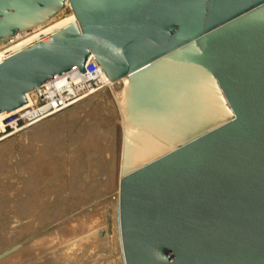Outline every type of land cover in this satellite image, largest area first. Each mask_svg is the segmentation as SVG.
<instances>
[{
	"label": "water",
	"instance_id": "1",
	"mask_svg": "<svg viewBox=\"0 0 264 264\" xmlns=\"http://www.w3.org/2000/svg\"><path fill=\"white\" fill-rule=\"evenodd\" d=\"M67 8L0 63V115L95 59L123 114L125 264H264V0H0V44Z\"/></svg>",
	"mask_w": 264,
	"mask_h": 264
},
{
	"label": "rangeland",
	"instance_id": "2",
	"mask_svg": "<svg viewBox=\"0 0 264 264\" xmlns=\"http://www.w3.org/2000/svg\"><path fill=\"white\" fill-rule=\"evenodd\" d=\"M69 14L70 13L65 12L64 15H61L59 18L65 17ZM102 91L103 90H100L98 92ZM101 97L102 94L100 95V99L104 104L105 111V119L102 121L103 123L101 124V122L96 120L98 122L97 124L95 119L98 118L96 117H91L85 122L88 124L90 121L97 126L100 124L99 131L101 132L96 130L95 133L90 135L85 129H83V122L72 123L73 125H78H75V127H77L76 129L69 123L68 127L71 125L70 129L67 128V126L62 130L58 129L49 139L36 145L35 142H32L33 144L30 141V143H27L29 139L25 140L26 138L23 137L20 139L17 136L15 138L18 139L15 141L13 139L12 141V136L10 137L11 140L9 139L8 141L7 138L9 137L5 138V136L0 135V147L6 142H10L11 144L9 143V146L12 147L10 148L8 145L6 147L3 146L6 149L0 154V235L2 234L0 236V240L3 242L0 243V253L18 245L21 246V249L6 259L12 260V256H14V259L18 258V256L20 257V260L23 259L22 261L18 259L15 261L12 260L14 262L4 259L0 262V264H3L4 261H6L4 263L7 264H16L17 262V264H24V260L27 261H25V264H30L31 261V264H33L42 260V258L48 257L49 255L59 256L60 253L61 256L64 254L74 256V253L76 252H81L84 262L83 264H105L104 260H108V264H123L119 248L120 223L118 199L123 129L122 123L120 122V110L117 108L118 106L116 105L113 97H108L106 99H102ZM25 146L27 148L24 149L23 147ZM8 147L10 149H8ZM4 148H0V150H4ZM9 150H11V152ZM15 151H17V153ZM37 176L38 178H36ZM53 185H56V187L52 188ZM76 187H79L78 192ZM73 188H75L76 192L74 190L73 193L72 191L69 192V190H72ZM47 190H49L48 193L50 194L53 192L52 195L48 194L49 198H45L42 195V193H47ZM81 190L82 192H80ZM71 193L76 196L71 195ZM37 199L40 201V204L36 201ZM36 202L38 205L34 204ZM53 207L56 208V210H53ZM17 212L20 213V217L22 219L14 216V214L17 215ZM49 214H51L50 217H48ZM88 214L90 216H87ZM92 215H96L97 219ZM78 220L82 221L81 224ZM12 221L16 223H13ZM44 222L46 223L44 224ZM74 224H77V226L73 228ZM89 226L90 228H88ZM20 227L21 230L25 227L26 231H22L21 233ZM29 228L32 230L27 231ZM64 230L67 231L64 232ZM80 230L86 231L80 232ZM9 232L11 233L7 235ZM17 232H19L17 237L13 239ZM102 232L104 233L103 236H101ZM53 233H55L54 236L56 237H53ZM86 235L87 238L89 237V240L85 237ZM91 235L93 237L95 235V237L93 238ZM90 236L92 237L91 239ZM107 236L108 238H105ZM57 237L60 240H57ZM84 237L86 238V242L88 241L90 244L85 242ZM95 238L96 240L101 239V242L104 241L100 244L105 250L101 249L102 247L99 248L101 245L98 240V242L96 241L98 246H95ZM5 239L7 240L6 242H4ZM78 239H83V241H77ZM55 240L56 242H54ZM72 241L84 242L83 244L85 248L82 246V251H85L87 255L84 254V256V252L80 250V246ZM70 243H72L74 247L70 246ZM67 245L69 246L66 247ZM55 246L58 247L59 253L57 252V247L55 248ZM61 246L64 247L62 248ZM65 248L68 251H63ZM92 248L95 250L98 249L97 251H93L94 254H96L95 257L93 256L94 254L91 253L93 250ZM99 253H102L104 257ZM34 254L36 255L33 256ZM89 254L91 256H88ZM97 254L98 256H102V260L100 257H97ZM110 256H112V258ZM101 261L103 263H101Z\"/></svg>",
	"mask_w": 264,
	"mask_h": 264
},
{
	"label": "bare ground",
	"instance_id": "3",
	"mask_svg": "<svg viewBox=\"0 0 264 264\" xmlns=\"http://www.w3.org/2000/svg\"><path fill=\"white\" fill-rule=\"evenodd\" d=\"M69 7V6H68ZM62 15H64V14H62ZM61 16V15H60ZM59 16V17H60ZM57 18V19H55L53 22H51V23H49V24H47V25H44V26H42V27H39L38 28V30H41V31H43V34L45 35V36H47V35H50V34H52L53 32H55V31H58V30H60V29H63V28H65V27H67V26H69L70 24H72L73 22H75L76 21V18H75V15L71 12L69 15H66L65 17H62V18ZM33 31V32H32ZM32 31H30V32H27V33H25V34H22V35H19V36H17V37H15V38H13V39H11V40H9L8 42H6V43H3V44H0V60H2L3 58H5V51L6 50H8V49H10L12 52H16V51H18V50H21L22 48H25V47H27V46H29V45H31L32 43H34V42H36V41H38V40H40V39H42V37H41V35H40V33H36V32H34V30H32ZM80 79H73V82H72V87L74 86V85H78V84H80L81 83V81H79ZM103 83H106L105 85H102L104 88L102 89L103 91L102 92H98V93H94V94H92L91 96H89V97H87L86 99H84V100H82L81 102H79V103H77V104H74L73 106H71V107H69L66 111H64V112H62V113H55V114H53V115H51V117L50 118H48V119H46V120H43V121H41V122H39L37 125H35L34 127H32V128H29L28 130H26V131H23L22 133H20V134H18V135H16V136H13V138H12V141H13V139H14V141L15 140H17L18 138H15V137H19L20 139L23 137V138H26L25 140H27V139H29L28 141H27V143L30 141L31 143L32 142H35V145L36 144H38V143H40V142H42V141H46L47 139H49L58 129H60V130H62L64 127H66L67 126V128H69L70 129V127H71V125H70V127H68V125H69V123L70 124H72V123H76V122H78V123H84L83 125H84V127H83V129H85L90 135H92L93 133H95V131L97 130V131H99L100 129V124H99V126H97L96 124L94 125L93 123H91L89 120V123L88 124H86L85 122L87 121V119H90L91 117L92 118H98V119H95V121L97 120L98 122H101V124L103 123L102 121L105 119V111H104V104H103V102L101 101V99H100V95L102 94V99H106V98H108V97H113V99H114V101H115V103H116V105L118 106L117 108H119V110H120V115H121V123H122V129H123V114H122V110H121V107H120V104H119V101H118V99H117V97H116V95H115V93H114V91H113V89H112V87L111 86H113V84H111L110 82H109V80L106 78V76L104 75L103 76ZM61 85V84H60ZM87 87V84H84V87L83 88H86ZM80 88H82V86H79V87H76V89H80ZM57 93H59V91H58V89L55 87V88H53L52 87V90H50V97H52L53 99H56L57 98V96H58V94ZM100 93V94H99ZM32 95H34V93H31V94H29L28 95V97L30 98ZM56 97V98H55ZM55 100H52V103L54 102ZM57 104V102H54V105H56ZM75 106V107H74ZM74 107V108H73ZM70 108H73V109H70ZM69 109H70V111H69ZM5 114V113H4ZM4 114H1L0 115V134L2 133V131H3V129H2V127H1V121H2V118L4 117ZM93 121V120H92ZM96 121V122H97ZM98 122H97V124H98ZM73 125V124H72ZM76 125V124H75ZM75 125H73L72 127H75ZM76 126H78V125H76ZM102 126V125H101ZM77 127H75V129H76ZM85 130H84V132H85ZM99 132H101V131H99ZM81 133V132H80ZM123 133V132H122ZM82 134V133H81ZM88 135V134H87ZM9 139H10V137L9 138H7V140L9 141ZM11 140V139H10ZM24 140V139H23ZM23 140H22V142H23ZM24 140V141H25ZM5 141H6V139H5ZM29 142V143H30ZM9 143L10 142H6L4 145H1V149L2 148H4L3 146H9ZM13 143V142H12ZM2 144V143H1ZM11 144V143H10ZM14 144V143H13ZM18 144V143H17ZM19 144H20V140H19ZM33 144V143H32ZM24 146V145H23ZM10 148H12L11 146H9ZM8 147V149H10ZM122 147H123V144H122ZM24 149L25 148H27L26 146L25 147H23ZM5 149L6 148H4V150H0V154H1V152H3V151H5ZM13 149H14V147H13ZM13 149H12V151H13ZM8 151V150H7ZM10 152H11V150H9ZM16 153H17V151H15ZM5 153V152H4ZM4 153H2V154H4ZM121 156H122V151H121ZM32 157V156H31ZM32 161V160H31ZM120 171H121V167H120ZM36 178H38V176L36 177ZM36 178H35V180H36ZM40 178V177H39ZM33 180V179H32ZM121 180V179H120ZM51 181V180H50ZM49 181V182H50ZM55 184V183H54ZM83 184V183H82ZM47 185V184H46ZM70 185V184H69ZM73 186V185H72ZM76 186V185H75ZM84 186V185H83ZM53 187H56V185L54 186H52V188ZM85 187V186H84ZM71 188V187H70ZM77 188V192H78V188L79 187H76ZM45 190V189H44ZM53 190V189H52ZM75 191V188H73L72 190L70 189L69 190V192H71L72 191V193ZM51 191V190H50ZM54 191V190H53ZM49 192V190H47V193L45 192V193H42V195L45 197V198H49L48 196L49 195H52V193L50 194V193H48ZM76 192V191H75ZM80 192H82V190L80 191ZM71 193V195H75V194H72ZM49 194V195H48ZM55 194V193H54ZM47 196V197H46ZM76 196V195H75ZM51 197V196H50ZM76 198V197H75ZM32 199V198H31ZM35 199V198H34ZM119 199V198H118ZM49 200V199H48ZM36 201H38V203L40 202L38 199L36 200ZM30 202V201H29ZM32 202H33V200H32ZM34 204H36V205H38L37 204V202L36 203H34ZM40 204V203H39ZM90 204V203H89ZM99 205V204H98ZM18 209V208H17ZM80 209V208H79ZM53 210H56V208H54L53 207ZM20 211V210H19ZM94 211V210H93ZM73 212V211H72ZM96 213H97V211H96ZM17 215H15L14 214V216H16V217H18V218H20V219H22L21 217H20V213L19 212H17L16 213ZM69 214V213H68ZM50 215L51 214H49L48 215V217H50ZM69 215H71V214H69ZM73 215V214H72ZM97 215H98V213H97ZM68 216V215H67ZM85 216V215H84ZM87 216H90L89 214L87 215ZM86 216V217H87ZM93 216V215H92ZM95 217H96V215H94ZM93 216V217H94ZM66 217V216H65ZM69 217V216H68ZM85 217V218H86ZM64 218V217H63ZM84 218V217H83ZM13 219V218H12ZM14 219H15V217H14ZM60 219V218H59ZM81 219V218H80ZM94 219V218H93ZM96 219H97V217H96ZM56 220H58V219H56ZM61 220V219H60ZM86 220H87V218H86ZM7 221V220H6ZM16 221V220H15ZM54 221H55V219H54ZM77 221V220H76ZM75 221V222H76ZM79 221V220H78ZM94 221V220H93ZM13 223H16V222H14V221H12ZM19 222V221H18ZM47 222V221H46ZM46 222H44V224L46 223ZM81 222L82 221H79V223L81 224ZM85 222V221H84ZM20 223H21V221H20ZM73 223V222H72ZM76 223H78V222H76ZM91 223V222H90ZM93 223V222H92ZM5 224V223H4ZM7 224L9 225V223L7 222ZM19 224V223H18ZM17 224V225H18ZM87 224V223H86ZM47 225V224H46ZM5 226V225H4ZM14 226H16V225H14ZM72 226V225H71ZM75 226H77V224L75 225L74 224V226H73V228L75 227ZM79 226V225H78ZM7 227V226H6ZM39 227H41V226H39ZM39 227H38V229H39ZM52 227V226H51ZM65 227H66V225H65ZM64 227V228H65ZM5 228V227H4ZM14 228H16V227H14ZM68 228H69V226H68ZM71 228V227H70ZM78 228V227H77ZM81 228V227H80ZM79 228V229H80ZM83 228H85V227H83ZM88 228H90V226L88 227ZM99 228V227H98ZM19 229V228H18ZM100 229V228H99ZM101 229H103V228H101ZM12 230V229H11ZM13 230H15V229H13ZM20 230H21V227H20ZM28 230H32V229H27V231ZM35 230V229H34ZM37 230V229H36ZM62 230H63V228H62ZM62 230L60 229V231L62 232ZM73 230V229H72ZM78 230V229H77ZM17 231V230H16ZM22 231L24 232V231H26L25 230V227L20 231L21 233H22ZM67 231V230H66ZM65 230H64V232H66ZM84 231H86V230H83V231H81L80 230V232H84ZM96 231V230H95ZM2 232V231H1ZM12 232V231H11ZM11 232H9V233H7V235L8 234H10ZM73 232H75V231H73ZM104 232V231H103ZM5 233H6V231H5ZM4 233V234H5ZM13 233V232H12ZM16 233V232H15ZM18 233L19 232H17V234H15V236L13 237V239L15 238V237H17V235H18ZM57 233V232H56ZM95 233V232H94ZM97 233V232H96ZM105 233V232H104ZM14 234V233H13ZM63 234V233H62ZM75 234V233H74ZM80 234V233H79ZM2 235V234H1ZM0 235V236H1ZM20 235V234H19ZM55 235V233H53V237H56V236H54ZM93 235V234H92ZM91 235V236H92ZM58 236V235H57ZM70 236H71V234H70ZM90 236V239L93 237H91ZM3 237V236H2ZM59 237V236H58ZM58 237H57V240H60V239H58ZM63 237V236H62ZM74 237H76V236H74ZM86 238H87V235L85 236ZM84 237V240L86 239ZM94 237H95V235H94ZM93 237V238H94ZM1 238V237H0ZM8 238H10V237H8ZM50 238V237H49ZM89 238V237H88ZM87 238V239H88ZM98 238V237H97ZM105 238H108V236L107 237H105ZM47 239V238H46ZM45 239V240H46ZM55 239V238H54ZM50 240V239H49ZM53 240V239H52ZM62 240V239H61ZM80 240H82L83 241V239H80ZM79 239L77 240V241H80ZM89 240V239H88ZM93 240V239H92ZM95 240V242L98 240H96V238L94 239ZM103 240V239H102ZM7 240L5 239L4 240V242H6ZM63 241H66V240H63ZM99 241V244L100 243H102V242H104V241H102L101 242V239L100 240H98ZM97 241V242H98ZM45 242H47V241H45ZM54 242H56V240L54 241ZM73 242V241H72ZM85 242H86V240H85ZM94 242V243H95ZM97 242H96V245L95 246H98V244H97ZM0 243H3L1 240H0ZM61 243V242H60ZM60 243H59V245H60ZM73 243H77L78 244V246H80V250L82 251L83 250V247L82 246H84V242H73ZM86 243H88V244H90L88 241L86 242ZM91 243H92V241H91ZM108 243V242H107ZM52 244V243H51ZM68 244V243H67ZM72 243H70V246H73V244L71 245ZM76 244V245H77ZM56 245V244H55ZM75 245V244H74ZM86 245V244H85ZM92 245V244H91ZM101 245V244H100ZM104 245V244H103ZM69 245H67L66 247H68ZM88 246V245H87ZM94 246V245H93ZM92 246V247H93ZM109 246V245H108ZM107 246V247H108ZM47 247V246H46ZM57 246H55V248H56ZM62 247V246H61ZM64 247V246H63ZM62 247V248H63ZM74 247V246H73ZM73 247H70V248H73ZM89 247V246H88ZM102 247V245L101 246H99V248H101ZM54 248V249H55ZM76 248V247H75ZM74 248V249H75ZM84 248H85V246H84ZM91 248V247H90ZM94 248V247H93ZM92 248V249H93ZM98 248V247H97ZM96 248V249H97ZM119 248H120V253H121V255H122V260H123V264H125V262H124V255H123V250H122V243H121V234H120V246H119ZM43 249V248H42ZM68 249V248H67ZM73 249V250H74ZM77 249V248H76ZM86 249H88V248H86ZM86 249H84V250H86ZM101 249H104L103 247L101 248ZM28 250V249H27ZM57 252L59 253V250H58V247H57ZM66 250V248L63 250V251H65ZM70 250V249H69ZM88 250H90V249H88ZM95 249H93L92 250V252L91 253H93L94 254V251ZM98 250V249H97ZM97 250H95V251H97ZM105 250V249H104ZM106 250H108V249H106ZM25 251V250H24ZM43 251V250H42ZM47 251V250H46ZM66 251H68V250H66ZM71 251V250H70ZM69 251V252H70ZM77 251H79V250H77ZM91 251V250H90ZM102 251V250H101ZM100 251V252H101ZM110 251V250H109ZM108 251V252H109ZM27 252V251H26ZM29 252V251H28ZM45 252V251H44ZM43 252V253H44ZM48 252V251H47ZM50 252V251H49ZM55 252V251H54ZM72 252V251H71ZM76 252V251H75ZM82 252H84L83 253V255L85 254V255H87L86 253H85V251H82ZM104 252V251H103ZM107 252V251H106ZM105 252V253H106ZM34 253V252H33ZM37 253V252H36ZM52 253V252H51ZM63 253V252H62ZM87 253H88V251H87ZM90 253V254H91ZM96 253V252H95ZM98 253V252H97ZM104 253V254H105ZM110 253V252H109ZM54 254H56V253H54ZM71 254H73V253H71ZM88 255V256H91V255H93V254H91V255ZM99 254H101L102 256H103V254L102 253H99ZM36 254H34L33 256H35ZM45 255V254H44ZM43 255V256H44ZM84 255V256H85ZM95 255L96 254H94L93 256L95 257ZM110 255V254H109ZM18 256V255H17ZM16 256V257H17ZM28 256V255H27ZM102 256H98V254H97V257H102ZM15 257V258H16ZM104 257V256H103ZM106 257V256H105ZM111 258H112V256H110ZM12 260H16V259H18V260H20L19 258V256H18V258H16V259H14V256H12ZM88 258H90V257H88ZM87 258V259H88ZM27 259V258H26ZM31 259V258H30ZM37 259H38V257H37ZM87 259H86V261H87ZM90 259H92V258H90ZM104 259V258H103ZM5 260H8V259H5ZM11 259H9L8 261H10ZM11 260V261H12ZM23 260V259H22ZM22 260H20V261H22ZM28 260H29V258H28ZM39 260H40V258H39ZM101 260H102V258H101ZM111 260V259H110ZM7 261V262H8ZM14 261H12V262H14ZM25 261L26 260H24L23 262H24V264H25ZM34 261H35V259H34ZM36 261H38V260H36ZM90 261V260H89ZM107 261V262H106ZM104 260V262H105V264L107 263L108 264V260ZM4 262H6V261H4ZM3 262V264H7V263H4ZM27 262V261H26ZM28 262H30V261H28ZM95 262V261H94ZM110 262V261H109ZM18 263V262H17ZM16 263V264H17ZM20 263V262H19ZM22 263V262H21ZM31 263H32V261H31ZM30 263V264H31ZM84 262H83V259H82V255H81V252L80 253H78V252H76V253H74V256L72 255V256H68V255H60V253H59V256H52V255H49L48 257H45V258H42V260H40V261H38V262H36V263H33V264H83ZM88 263V262H87ZM101 263H103L102 261H101ZM8 264H10V263H8ZM14 264V263H13ZM29 264V263H28ZM92 264V263H91ZM95 264V263H94ZM100 264V263H99ZM110 264V263H109Z\"/></svg>",
	"mask_w": 264,
	"mask_h": 264
},
{
	"label": "built area",
	"instance_id": "4",
	"mask_svg": "<svg viewBox=\"0 0 264 264\" xmlns=\"http://www.w3.org/2000/svg\"><path fill=\"white\" fill-rule=\"evenodd\" d=\"M65 12L71 13V10L67 8ZM60 30L45 36L43 34V31L38 30V28L35 29L34 32L40 33L42 39L16 52H12L10 49L6 50L5 58L0 60V63L12 57L13 55L29 48L30 46L45 40L49 36H52L53 34L59 32ZM104 75L105 74L97 61L95 59H91L86 65L85 74H82L78 70H75L61 76L60 78L52 82L47 83L40 88V94L34 92V95H32L30 98L27 96L28 103L24 107L12 113L4 114V117L1 121V127L3 131L0 135L5 136V138L15 136L19 133H22L23 131L28 130L29 128L34 127L39 122L50 118L51 115L55 113H62L66 111L74 104H77L87 97L91 96L92 94L102 90L104 88L102 85L106 84L103 83ZM73 79H80L79 81H81V83L72 87ZM84 84H87L86 88H83ZM79 86H82V88H80L79 90L76 89V87ZM52 87H56L59 91V93H57V98L55 97L56 99L50 97V90H52ZM52 100H55L54 102H57V104L54 105V102L52 103Z\"/></svg>",
	"mask_w": 264,
	"mask_h": 264
}]
</instances>
